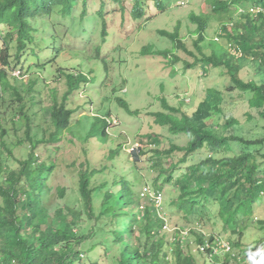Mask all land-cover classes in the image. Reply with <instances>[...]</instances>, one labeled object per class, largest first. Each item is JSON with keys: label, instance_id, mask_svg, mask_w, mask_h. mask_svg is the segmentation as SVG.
Listing matches in <instances>:
<instances>
[{"label": "rangeland", "instance_id": "rangeland-1", "mask_svg": "<svg viewBox=\"0 0 264 264\" xmlns=\"http://www.w3.org/2000/svg\"><path fill=\"white\" fill-rule=\"evenodd\" d=\"M78 1L70 16L64 17L54 13L47 19L41 18L43 31H40L39 47L41 44L47 46V53L42 52L40 56L43 60H47V57L49 60L53 59L55 62L52 67L47 70L41 67L32 68L29 74L24 76L19 75L17 71L13 74L18 78V84L21 82L29 84L38 78L33 89L35 93L33 94L32 91V94L39 104L34 108L35 116L29 132L30 136L36 134L39 139L44 137L43 131L50 128L53 101L61 104L63 95L67 92L65 78H59L58 69L62 67L66 73L74 75L80 73L88 75L86 85L78 87L67 101L68 108L74 110V121L65 133L67 142L65 139L64 142L61 141L59 144L61 149L57 147L59 145L51 144V147L40 146L35 151L38 164L56 162L49 179V186L52 188L51 197L47 196L45 201L47 215L50 218L57 210H63L64 207L76 210L81 208L83 211L78 193V172H84L88 167L103 168V165H107L113 169L110 175L104 173L93 177L92 186L113 180L127 182L135 176L134 173L129 172L127 160L141 156V161L136 166V174L140 173L143 182L152 191V182L159 173L150 168L149 160L157 156L152 151L156 149L150 140L146 139L150 135L160 138L157 150L165 157V153L170 148H177L166 157L167 159L163 158L162 162L164 168L170 163L179 166L175 173L176 177L185 174L187 169L195 168L210 157L209 150L203 148L192 154L185 163H180L190 138L186 135H172L168 128L160 127L155 123L154 116L157 113H164L162 99L169 106L191 117L201 101L208 99L213 102L215 98L221 112H212L205 120L215 134L220 137L236 136L248 140L264 138V129L259 117L248 104L250 95L238 91L227 92L226 88L230 84L227 70L211 68L207 71L194 59L201 58L197 47L206 55L214 52L219 56H229L230 63L238 72L240 79L257 85L263 84L264 75L258 60L245 53L240 58L231 57L233 52L231 44L234 46V42L226 33L219 34L223 26H233L231 28L239 26L240 21L243 20L241 15L233 13L225 17L213 16L210 13L212 0H161L164 12L157 10L154 0H142L139 4L144 8V16L142 19H135L131 15L132 7L129 0H124L123 2L126 3L122 5L112 0ZM191 15L201 16L207 20L205 40L197 47L195 46L198 40L197 24L191 21ZM241 31L249 40L254 39L252 34L245 33L243 29ZM160 32L172 35L177 33L179 45L183 49L177 47L170 38L162 36ZM54 48H62L63 52L56 56ZM38 53L40 52L37 50ZM164 53L168 55V59L164 58L162 55ZM173 57L177 58V63L174 65L169 61V58L174 60ZM186 66L190 68L186 69ZM208 90H214L212 92L217 93V96L210 95ZM31 95L27 96L26 100L30 101ZM118 99L128 104L129 111L119 105ZM10 106L16 107L15 103H11L10 99L5 97L0 105V114L7 122L2 124L9 131L6 141L11 155L8 156L6 153L3 155L0 152V156L4 159L8 172L18 171L19 162L24 161L30 152L20 143L26 138V127L20 125L17 116L13 121L18 126L10 123L13 113ZM27 106H30V103ZM225 117H232L236 122L226 127L223 124ZM105 129L106 135L101 137L100 132ZM90 133L93 135L92 139ZM117 147H120L122 152L118 157L119 161L116 160L114 167H111L113 162L108 160L109 154ZM230 147L231 150L218 154L215 159L234 157L243 149L235 142H231ZM261 150L264 151V147ZM159 182L163 183L161 211L169 225L168 229L158 230L159 236H165L172 242L173 239L178 238L175 234L178 229L186 228L187 232L194 230L198 233H202L203 229L207 236H219L225 242L233 244L236 240L234 231L240 229L242 231L239 240L240 249L231 245L233 253L243 256L240 253L243 251L246 257L253 255L255 260L259 258L258 252L254 254V250H257L263 242L264 227H261L256 220L264 221V201L255 206L252 218L243 219L240 227H235L233 223L224 226L221 219L214 214L219 208L213 203L209 205L212 215L199 212L198 216L192 214L185 218L174 203L182 192L178 184L175 181L167 184L162 179ZM204 185V182L195 183L197 188ZM193 191L194 185H189L188 192ZM58 192H62L63 197H60ZM192 197L196 198V196ZM103 198L104 190L95 196V215L101 211ZM148 201L144 200L141 207L145 208ZM159 219L156 217L155 221H160ZM70 220L69 218L66 221ZM93 224L92 220L83 215L80 229L90 228ZM184 238L181 237L184 254L195 256L197 264H212L207 255L197 254L196 245L190 244L194 239L191 235L187 239ZM131 242L137 244L135 237ZM222 258L223 256L220 255L215 261L221 262Z\"/></svg>", "mask_w": 264, "mask_h": 264}, {"label": "trees", "instance_id": "trees-1", "mask_svg": "<svg viewBox=\"0 0 264 264\" xmlns=\"http://www.w3.org/2000/svg\"><path fill=\"white\" fill-rule=\"evenodd\" d=\"M112 1L120 5L126 3L123 2L124 0ZM129 2L132 7V17L142 19L144 8L139 4L142 0H129ZM153 2L157 4L158 11L164 12L161 0ZM78 3V0H0V102L3 103L7 97L11 103H15L16 107L10 106L13 112L10 123L18 126L13 121L17 116L20 125L26 127V138L20 143L24 145L25 150L30 151L27 158L19 162L18 171L8 172L4 159L0 156V264H197L195 256L184 254L178 242H170L165 236H159L158 230L164 223L155 221L158 215L153 204L148 201L146 207L141 208L144 200L141 198V193L146 186L140 173L136 174V166L140 163L141 156L127 160L129 172L135 175L131 181L113 180L92 186L93 177L104 173L110 175V172H113V169L107 165H103V168L88 167L84 172H78V193L83 211L81 208L76 210L64 207L63 210H57L52 218L47 215L45 201L47 196L51 197L52 188L49 186V179L56 162L38 164L35 151L40 146L59 145L64 139L67 142L65 133L74 121V110L68 108L67 101L78 87L86 85L88 75L66 73L64 68L58 67L59 78H65L67 92L63 95L61 104L53 101L50 128H46L43 131L44 137L39 139L36 134L30 136L29 132L35 116L34 108L39 104L33 95L38 78L29 84L23 82L18 84V78L13 74L17 71L19 75L24 76L28 75L32 68L41 67L47 70L52 67L55 62L53 59L49 60L47 57V60H43L40 56L42 52L47 53V46L41 44V48L39 47L40 31H43L41 18L47 19L54 13L64 17L70 16L72 9ZM210 8V13L217 17L243 11L241 15L243 20L240 21L239 26L236 25L234 28L223 26L222 30L242 53L258 60L264 75V0H212ZM249 9H259V12L251 16L248 13ZM190 19L197 24L198 40L195 43L197 47L205 40L207 20L195 15H191ZM242 29L245 33L252 34L254 39L249 40ZM160 34L170 38L177 47L183 49L179 45L177 33L172 35L160 32ZM37 50L40 53L37 54ZM197 50L201 58L194 59L205 70L211 68L227 70L230 78L227 92L238 91L250 95L249 107L256 111L264 129V83L257 85L240 79L238 72L230 63L229 56H219L214 52L206 55L199 47ZM54 51L58 56L63 49L54 48ZM162 55L168 59V55L165 53ZM169 59L172 65L177 63L176 57H173L174 60ZM189 68L186 66V69ZM212 91L214 90L207 92L217 96V93ZM29 95L32 96L30 101L26 100ZM117 101L123 109L129 111L128 104L121 99ZM28 103L30 106H27ZM217 103L215 98L213 102L208 99L203 100L192 116L188 117L169 106L165 100H161L164 113H157L154 116L155 123L160 127L168 128L172 135H186L190 138L180 163H185L192 154L203 148L209 150L210 157L195 168L187 169L185 174L176 177L175 173L179 166L170 163L164 168L162 162L177 148H170L165 153V157L157 150L160 138L154 135L148 136L146 139L150 140L156 149L152 151L157 155L156 158L149 160L150 168L159 173L152 182V191L162 192L163 183L159 182L161 179L167 184L175 181L182 192L174 203L185 218L192 214L198 216L199 212L212 215L209 205L213 203L219 208L214 214L221 219L224 226L233 223L235 227H240L243 219L252 218L255 206L264 201V151L261 150L264 147V138L248 140L236 136L220 137L215 134L205 120L212 112H221ZM2 122H5V119H2L0 114V152L9 156L11 151L6 141L9 131ZM235 122L232 117H225L223 120L226 127H230ZM104 135L106 129L100 132L101 137ZM89 136L90 139L93 138L92 133ZM231 142L241 145L242 152L231 158L215 159L218 154L231 150ZM57 147L61 149L60 145ZM121 152L120 147L110 152L108 160L113 162L111 167H114ZM196 182H204L205 185L197 188ZM189 185H194L193 192H188ZM102 190H104V202L99 214L95 215V196ZM58 194L63 197L62 192ZM192 196L196 198L193 199ZM83 215L93 221L94 224L90 228L80 229ZM69 218L71 220L66 221ZM256 221L264 227V221L258 219ZM181 229L186 230V228ZM189 234L198 245L206 242V238L194 230H190ZM234 234L236 240L231 245L240 249L239 240L242 231L239 229L234 231ZM133 237L136 245L131 242ZM214 238L213 235L208 238L211 245ZM205 253L206 250L197 252L198 255ZM240 253L243 255V260L252 258L251 264H264L263 257L255 260L253 255L246 257L243 251ZM224 264H230V259L226 258Z\"/></svg>", "mask_w": 264, "mask_h": 264}, {"label": "clouds", "instance_id": "clouds-1", "mask_svg": "<svg viewBox=\"0 0 264 264\" xmlns=\"http://www.w3.org/2000/svg\"><path fill=\"white\" fill-rule=\"evenodd\" d=\"M259 12V9H249L248 10V13L251 15V16H255L257 13ZM237 14L238 15H242L243 14V11L242 10H239L238 12H237ZM226 26H228V25H226ZM231 27H233V26H231ZM221 31L219 32V34H221L222 32H223V30H222V28L220 29ZM231 46L233 47V52H232V56L231 57H234V58H240V57H242V55H243V53L241 52V50L238 48V47H235V46H233V44H231ZM146 187V186H145ZM143 190V189H142ZM161 193V195L163 196V193L162 192H160ZM142 198V197H141ZM144 201V200H143ZM162 205H163V201H162ZM142 209H144L143 207H141ZM155 209V208H154ZM156 210V209H155ZM157 212V211H156ZM161 213H162V211H161ZM163 214V213H162ZM158 215V214H157ZM164 215V214H163ZM165 216V215H164ZM159 218V217H158ZM165 218H166V216H165ZM161 222H163L161 219H159ZM166 220H167V218H166ZM180 230V229H179ZM184 231H186V230H184ZM190 232V231H189ZM202 233H199V234H201V235H203L205 238H206V240L208 241V238H209V236H207V233L206 232H204L203 230L201 231ZM189 235L190 234H188V237H189ZM217 237H219V236H216L215 238H217ZM176 239V238H175ZM174 240V239H173ZM225 241V240H224ZM175 242H178L179 244H180V246H181V243H180V241L178 240V238L175 240ZM190 243H193L194 245H196V247H197V250H196V252H198V251H200V252H203V251H201L200 249H198V247L199 246H201V245H198V244H196L193 240H192V242H190ZM208 243H209V241H208ZM226 243H228L229 244V246H230V249H231V252L229 253V254H224V253H222V252H220V251H218L216 254H213L212 253V251H209V253H207V251H206V253H205V255H207L208 256V259L210 260V262H212V264H224V260L226 259V258H229L230 259V264H251L252 262H253V259L252 258H246L245 260H243V257L242 256H238L237 254H234L233 253V251H232V247H231V243L230 242H226ZM210 244V243H209ZM204 245V244H203ZM211 245V244H210ZM212 246V245H211ZM264 246V243H262V244H260L258 247V249L257 250H254V254H256L257 252H258V256L259 257H263L264 258V251H263V249H262V247ZM260 250V251H259ZM257 251V252H256ZM223 256V258H222V260H221V262H219V261H215L219 256Z\"/></svg>", "mask_w": 264, "mask_h": 264}, {"label": "built area", "instance_id": "built-area-1", "mask_svg": "<svg viewBox=\"0 0 264 264\" xmlns=\"http://www.w3.org/2000/svg\"><path fill=\"white\" fill-rule=\"evenodd\" d=\"M155 1V0H154ZM141 197L144 200H149L152 204L153 207L156 209L158 217L163 221V229H168V223L167 220L165 218V216L161 213L162 210V195L161 193H153L151 191V189L146 186L143 188L142 193H141ZM150 197V198H149ZM177 229V228H176ZM175 234L178 236V240L180 241V243L182 242L181 237L184 236V239L188 238V234L189 232L187 231H182L178 229V232H175ZM176 239H174L173 241H175ZM192 244V243H190ZM198 249H200L201 251H212L213 254H216L218 251L224 253V254H229L231 252L230 246L228 243H226L222 238L217 237L214 238V241L212 243V247L211 245L208 243V241L206 240V242L204 243V245H201L198 247ZM263 251H264V246L262 247ZM242 264V263H241Z\"/></svg>", "mask_w": 264, "mask_h": 264}]
</instances>
